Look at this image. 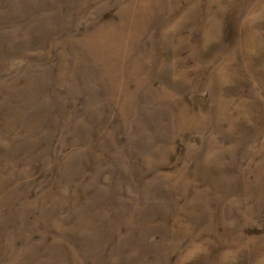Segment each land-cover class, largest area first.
<instances>
[{"label":"rangeland","instance_id":"rangeland-1","mask_svg":"<svg viewBox=\"0 0 264 264\" xmlns=\"http://www.w3.org/2000/svg\"><path fill=\"white\" fill-rule=\"evenodd\" d=\"M0 264H264V0H0Z\"/></svg>","mask_w":264,"mask_h":264}]
</instances>
